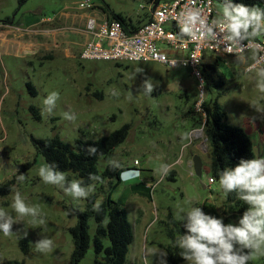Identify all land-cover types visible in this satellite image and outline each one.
Wrapping results in <instances>:
<instances>
[{"label":"rangeland","instance_id":"obj_1","mask_svg":"<svg viewBox=\"0 0 264 264\" xmlns=\"http://www.w3.org/2000/svg\"><path fill=\"white\" fill-rule=\"evenodd\" d=\"M80 1L0 0V182L13 179L12 191L1 199L0 208L15 219L11 205L19 192L26 204L39 206L47 223L44 228L23 217L13 225L12 235L0 231V264H70L71 228L78 221V211L86 209L92 195L103 202L114 187L115 181L103 178V183L95 182V191L87 199L76 200L45 184L38 173L48 163L36 151L32 137L58 134L75 145L78 138L97 139L131 124L127 139L100 162L101 171L110 161L126 170L140 169L135 178L113 188L114 199L128 210L134 225L128 252L131 264H145V258L148 264H160L159 253L166 252L164 246L169 242L166 221L170 215L182 219L199 206L206 214L222 217L225 224H238V218L222 213L225 193L219 180L210 181L211 154L202 124L204 101L221 93L219 100L229 122L246 131L255 142L256 158H264V93L257 88L264 78L257 76L258 69L245 70L252 60L249 55L242 59L220 55L217 59L206 53L203 68L205 63L217 61L214 75L221 73L226 84L215 87L205 78L203 92L187 67L168 68L156 61L82 59L86 14H122L137 24L147 19L149 1L90 0L93 9L81 8ZM221 8L218 3V17ZM149 79L154 85L151 95L144 88ZM54 91L60 96L57 106L52 114L42 115L43 100ZM32 105L38 108L40 119L30 110ZM65 112L74 113L75 121L65 120ZM184 133L189 139H182ZM196 155L202 159L200 176L194 171ZM29 162L34 164L20 171ZM162 165L171 167L166 176L158 170ZM63 173L67 180L69 175L70 181L78 180L72 173ZM21 174L26 179L17 182ZM91 223L93 235V220ZM43 237L53 240V249L47 254L36 251L35 242ZM24 238L26 250L21 245ZM94 257L91 245L80 264H92ZM252 262L263 264V256Z\"/></svg>","mask_w":264,"mask_h":264},{"label":"clouds","instance_id":"obj_2","mask_svg":"<svg viewBox=\"0 0 264 264\" xmlns=\"http://www.w3.org/2000/svg\"><path fill=\"white\" fill-rule=\"evenodd\" d=\"M180 30L190 38L223 42L229 53L234 50L242 52L256 38L264 36V8L223 0L217 19L209 23L198 10L190 9L184 15ZM256 74L264 78V67L259 68ZM144 88L145 93L151 95L154 85L150 79L145 81ZM257 88L264 93V81L258 82ZM59 99L58 92L49 93L43 100L41 114H52ZM255 110L260 111L258 108ZM63 117L68 121L76 119L75 114L70 112H65ZM182 139H189V134L184 133ZM97 151L92 146L87 149L89 156H95ZM110 164L113 168L119 166L112 161ZM158 170L162 176H166L171 167L162 165ZM136 172L137 169L123 170L121 179H132L138 175ZM38 174L45 184L62 189L76 200L87 199L95 191V182L103 183L100 176L92 173L89 174L91 184L85 185L80 180L68 181L66 175L57 170L55 163L41 166ZM25 179L24 174L17 176V182ZM219 184L225 194L235 193L236 198L247 204L248 208L238 224H225L222 217L206 214L199 206L187 211L182 217L186 233L176 238L174 246L180 249V256L188 264H249L256 256H264V158L241 159L234 168L223 170ZM101 204V200H96L93 210L100 212ZM11 207L16 213L15 219L0 208V231L5 236L13 234V225L23 217H30L33 225L47 227L39 206L26 204L19 192L15 193ZM35 246L37 252L47 254L53 249V240L43 237L35 242ZM159 256L160 264H167V253L161 252ZM145 264H148L147 258Z\"/></svg>","mask_w":264,"mask_h":264},{"label":"trees","instance_id":"obj_3","mask_svg":"<svg viewBox=\"0 0 264 264\" xmlns=\"http://www.w3.org/2000/svg\"><path fill=\"white\" fill-rule=\"evenodd\" d=\"M24 1L19 0L20 3ZM148 1L150 4L153 0ZM155 1L158 2L159 0ZM220 2L223 4V0ZM232 2L264 8V0H232ZM104 11L105 13L109 12V7L104 8ZM107 17L110 20L117 19L121 21L127 29H136L142 23L129 22L122 14L112 13L111 15L108 14ZM216 56L217 59H220V55ZM216 64L217 61L216 63H205L203 68L205 72L204 79L207 78L213 86L222 88L226 84V79L222 77L221 73L217 72L215 77ZM27 86L32 94L37 93L32 83L29 82ZM220 96L221 93L215 98L204 101L202 105L204 113L203 133L210 147V168L213 181L215 179L219 180L224 169L234 168L241 159L256 158L254 140L241 126L229 122L228 113L219 100ZM30 110L36 119L41 118L35 105H32ZM189 113L190 111L186 115H189ZM130 129L131 124L126 123L97 139L78 138L75 145L65 142L58 134L46 138L32 137V141L36 151L45 157L48 164L55 163L58 171L74 174L85 185L93 183L89 180L90 173L100 176L101 179L110 178L111 181H115L113 187L115 188L124 182L121 179V172L126 169L124 167L113 168L109 162L101 171L100 162L101 159L107 158L117 146L127 139ZM90 146L98 149L95 156L88 155L87 149ZM33 164L34 162L24 164L20 171ZM70 178L71 175H69L68 181H70ZM12 184L13 179L0 182V204L1 199L11 193ZM113 188L108 192V195H105L100 212L93 210V204L96 201L95 195L89 197L85 210L78 211V221L71 228L73 251L70 264H80L91 245L95 250L92 264H131L128 261V252L134 239V225L129 219L128 210L114 199ZM247 208L248 205L237 199L235 193L225 194L222 213L226 217H234L239 220ZM92 220L94 222L93 235L90 232ZM184 223L185 221L176 219L173 215H170L166 221L169 242L164 248L167 253V264H180L185 261L179 254L180 249L174 246L176 238L186 233ZM27 242L25 238L21 240L24 250H26L24 244ZM249 264H253L252 260L249 261Z\"/></svg>","mask_w":264,"mask_h":264},{"label":"built area","instance_id":"obj_4","mask_svg":"<svg viewBox=\"0 0 264 264\" xmlns=\"http://www.w3.org/2000/svg\"><path fill=\"white\" fill-rule=\"evenodd\" d=\"M222 0H153L148 5L147 19L136 29H127L117 19L108 17L87 18L86 32L89 36L82 47L81 58L94 61H156L168 68L180 66L190 69L203 92L205 79L203 63L206 53L241 57L253 52L247 72L264 67V36L256 38L252 45L240 52L226 51L223 42L190 38L181 33V23L190 9L198 10L210 23L217 19V4ZM83 9H93L90 0L79 3ZM145 8L144 6H142ZM213 182V179L210 178Z\"/></svg>","mask_w":264,"mask_h":264},{"label":"water","instance_id":"obj_5","mask_svg":"<svg viewBox=\"0 0 264 264\" xmlns=\"http://www.w3.org/2000/svg\"><path fill=\"white\" fill-rule=\"evenodd\" d=\"M193 161H194V171L197 175H201L202 174V159L201 157H199L198 155H196L194 158H193ZM5 167L6 168H12L14 167L13 165L11 164H5Z\"/></svg>","mask_w":264,"mask_h":264},{"label":"crops","instance_id":"obj_6","mask_svg":"<svg viewBox=\"0 0 264 264\" xmlns=\"http://www.w3.org/2000/svg\"><path fill=\"white\" fill-rule=\"evenodd\" d=\"M220 4H222V3H220ZM85 14H86V13H85ZM86 15H87V18H88L89 16H91L90 14H86ZM105 17H107L106 14H105ZM88 38H89V36H88V34L86 33V34H85V41H84V44H85V42L87 41ZM246 55H249L250 58H252V57H253V52L247 53V54H245V55H243V56H241V57H244V58H245ZM137 167H138V166H137ZM137 167H136V168H137ZM137 171H140V169H137Z\"/></svg>","mask_w":264,"mask_h":264}]
</instances>
